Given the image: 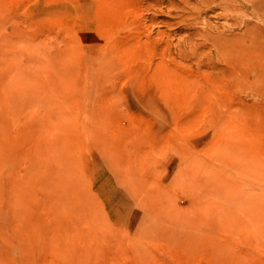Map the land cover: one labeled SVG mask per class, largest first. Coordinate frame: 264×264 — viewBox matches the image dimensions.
Listing matches in <instances>:
<instances>
[{"label":"rangeland","instance_id":"obj_1","mask_svg":"<svg viewBox=\"0 0 264 264\" xmlns=\"http://www.w3.org/2000/svg\"><path fill=\"white\" fill-rule=\"evenodd\" d=\"M82 257L264 264V0H0V264Z\"/></svg>","mask_w":264,"mask_h":264},{"label":"bare ground","instance_id":"obj_2","mask_svg":"<svg viewBox=\"0 0 264 264\" xmlns=\"http://www.w3.org/2000/svg\"><path fill=\"white\" fill-rule=\"evenodd\" d=\"M43 133H44V132H43ZM46 133H47V132H46ZM53 133L55 134V133H57V132H53ZM46 135H48V133H47ZM50 135L52 136L53 134L50 133ZM52 137H53V136H52ZM56 137H57V135H56ZM55 139H56V138H55ZM51 187H52V186H51ZM56 187H57V185H56ZM58 187H59V186H58ZM58 187H57V189H59ZM65 187H66V186H65ZM67 187H68V186H67ZM48 189H49V188H48ZM62 189H64V187H63ZM62 189H61V192H63ZM69 189H71V187H70ZM72 189H73V188H72ZM54 190H56V188H54ZM59 190H60V189H59ZM64 191H65V189H64ZM66 191L68 192V189H67ZM51 192H52V190H51ZM53 192H54V191H53ZM56 192H57V190H56ZM67 192H66V193H67ZM73 192H74V191H72V192L69 191L70 194H68V195L73 194ZM57 194H59V193H57ZM74 194H75V193H74ZM65 195H66L65 199H66V198H67V199L69 198V199L71 200V197H68L67 194H65ZM60 196H61V195H60ZM75 198H76V196H75ZM58 199L61 200L60 197H58ZM58 199H57L56 201H59ZM67 199H66V200H67ZM69 199H68V200H69ZM66 200H65V201H66ZM70 200H69V201H70ZM73 200H74V199H73ZM54 201H55V200H54ZM54 201H53V202H54ZM56 201H55V202H56ZM74 201H75V200H74ZM74 201H73V202L71 201L72 204L74 203L75 205H77V206H79V207L81 206L80 208H79V207H78V208H79V209H82L83 211L85 210L84 208H82V205H81L79 202H76V203H75ZM71 202H69V204H70ZM59 203H60V202H59ZM59 203H57V205H55V206H58ZM78 203H79V205H78ZM55 204H56V203H55ZM65 204L68 205L67 203H65ZM65 204L62 203V206L65 205ZM70 205H71V204H70ZM83 205H84V204H83ZM83 207H84V206H83ZM68 208H69V207H68ZM68 208H66V210H67ZM78 208H77V212L79 213ZM70 209H71V208H69L68 210H70ZM73 209H74V208H73ZM73 209H72V210H73ZM68 210H67V211H68ZM72 210H70V211H72ZM82 210L80 211L81 213H82ZM61 211H62V210H61ZM63 211H64V209H63ZM70 211H68V213H70ZM86 211H87V210H86ZM68 213H66V214H68ZM70 214H71V213H70ZM86 214H87V212H85V216H87ZM88 214H89V212H88ZM79 215H80V213H79ZM89 215L91 216V213H90ZM81 216H83V215L81 214ZM81 216H80V218H81ZM85 216H84V217H85ZM90 216H87V217L92 219L93 217H92V216L90 217ZM72 217H73V213H72ZM74 217H75V216H74ZM94 217H95V215H94ZM69 218H70V217H68V221L70 220ZM95 219H96V218H95ZM74 220H75V219H74ZM93 220H94V219H93ZM93 220H90V221H92L91 223H93ZM78 221H79V220H77V222H78ZM94 221L96 222L97 219L94 220ZM84 222H85V223H84ZM88 222H89V221H87V224H88ZM81 223H84V225H86V221H85V219L83 220V222H81V220H80V224H81ZM98 223H100L99 220H98ZM68 224H69V223H68ZM70 224H71V223H70ZM102 224H103V223L99 224L100 227H102V226L104 225V224H103V225H102ZM71 225H72V224H71ZM71 225H69V226L67 225V227H65V230H70V229H71ZM73 225H74V224H73ZM76 225H77V224H76ZM76 225H74V226H76ZM101 225H102V226H101ZM82 226H83V225H82ZM91 226H93V225H91ZM69 227H70V228H69ZM86 227H88V225H87ZM86 227H85V228H86ZM94 227H95V226H94ZM94 227H92V228H94ZM98 227H99V226L96 225L95 228L100 229V227H99V228H98ZM66 228H67V229H66ZM68 228H69V229H68ZM88 228L90 229V227H88ZM80 229H81V227H80ZM80 229H78V231L74 234V236H77V237H79L80 239H82V238H81V237H82V236H81V233H82L81 231H82V230L79 232ZM83 229H84V228H83ZM76 230H77V229H75V231H76ZM85 231H86V229H84V233H83L84 235L82 234L83 237H84V239H86V240L88 239V242H90V243L93 245L94 240H93V242L90 241V240L93 239V238H92V239L90 238V237L92 236V232H93V231L91 230V231H92V232H90L91 234L88 233V234L90 235V237H88L89 235H87V234H86V236H85V233L88 232V229H87L86 232H85ZM95 231H96V230H95ZM65 232H66V231H65ZM78 232H79V234H80L81 237L79 236ZM94 233H95V232H94ZM97 233H98V232H97ZM95 234H96V233H95ZM97 235H98V234H97ZM68 236L71 237V235H68ZM95 236H96V235H95ZM86 237H87V238H86ZM74 238H75V237H74ZM71 239H72V237H71ZM71 239H70V240H71ZM75 239H77V238H75ZM80 239H79V240H80ZM95 239H97V238L95 237ZM70 240H69L68 242H70ZM73 241H74V240H73ZM90 243H89L90 247L88 246L89 249H86V248H85L86 250H83V249H82V253H83V251H86V252H87V250H88V251H89V250L91 251V250L93 249V247H92V245H91ZM98 243H99V242H97L96 245H98ZM87 244H88V243H87ZM81 245H82V244H81ZM96 245H95V246L93 245V246H94L95 248H97V251H99L100 249H99L98 247H96ZM76 246H77V245H76ZM76 246H75V247H76ZM75 247H72V248H71V249H72L71 252H73L74 249L78 248V247H76V248H75ZM86 247H87V246H86ZM91 247H92V249H91ZM73 248H74V249H73ZM75 251H76V250H75ZM75 251H74L75 255H78V254H76V253L80 251V248L78 249L77 252H75ZM90 251H89V253H90ZM94 251H95V250H94ZM95 252H96V251H95ZM74 253H73V254H74ZM93 253H94V252H93ZM86 254H87V253L84 252V254H82V256H83V255H86ZM78 256H79V255H78ZM91 256H92V255H91ZM87 257H88V256H87ZM93 257H95L94 254H93L92 258H93ZM76 258H77V257H76ZM77 259H78V258H77ZM81 259H85V258H83V257L80 258V260H78V262L76 261V263H79V261H82ZM88 261H89V260H88ZM88 261H87V260H84V262H83L82 264H84L85 262L87 263ZM80 263H81V262H80ZM80 263H79V264H80ZM88 264H90V263L88 262Z\"/></svg>","mask_w":264,"mask_h":264}]
</instances>
